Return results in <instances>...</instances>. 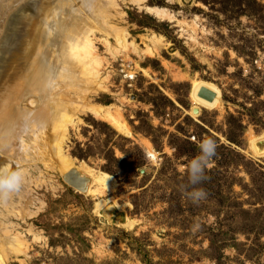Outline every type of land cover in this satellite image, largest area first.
I'll return each mask as SVG.
<instances>
[{
    "label": "rangeland",
    "instance_id": "rangeland-1",
    "mask_svg": "<svg viewBox=\"0 0 264 264\" xmlns=\"http://www.w3.org/2000/svg\"><path fill=\"white\" fill-rule=\"evenodd\" d=\"M24 1L0 0V40L12 29L4 18ZM220 1L95 0L112 27L107 39L95 34L97 78L72 72L48 97L66 109L63 152L115 188L96 195L71 187L54 169L49 127L23 148L35 119L16 118L0 167L21 170L23 180L0 194L2 264H264V0H234L246 15ZM117 34L129 48H117ZM201 89L213 100L199 98ZM22 100L15 107L23 113ZM91 108L118 112L129 134ZM203 137L215 141V155L190 186L184 166ZM192 187L205 197L190 200ZM8 237L18 243L2 245Z\"/></svg>",
    "mask_w": 264,
    "mask_h": 264
},
{
    "label": "bare ground",
    "instance_id": "bare-ground-1",
    "mask_svg": "<svg viewBox=\"0 0 264 264\" xmlns=\"http://www.w3.org/2000/svg\"><path fill=\"white\" fill-rule=\"evenodd\" d=\"M94 3L95 0H25L15 13V17L10 20L3 17L6 20L5 25L12 24V29L7 30L5 39L1 37L0 40V158L6 153L4 146L9 143V147L11 146L14 138L13 126H16L18 120L22 124L35 119L26 132L33 138L26 141L29 137H25L23 148H27L30 142L35 144L40 140L42 134L48 133L45 128L49 127V133L52 134L45 140L47 139V147L54 152L56 172L61 174L66 182L71 181L69 183H73V187H77V190L82 188L84 192L89 193L92 190L91 193L100 195L104 190H114V180L103 173L94 174L84 164L74 165V162L63 152V138L68 124L65 118L66 109L61 102L58 100L52 102L54 101L50 99L52 96L48 97L49 94L54 93V97L57 98L56 85L65 88L67 83L69 84L68 79L71 78L69 74H73L72 72H77V75L91 82L97 78L92 73V66L97 60L94 56L95 42H97L95 34L104 35L107 39L112 27L105 17L100 16L97 10H93ZM74 7L76 9H73ZM146 11L155 19L169 17L162 9L147 8ZM49 36L50 41H48ZM112 36L118 49L125 50L128 47L124 34ZM106 39L100 42L107 47L109 45ZM76 66L79 68L74 71ZM22 98L20 106H28L23 113L15 107ZM50 109H53L54 116L50 117ZM88 110L93 116L106 121L117 132L129 134L118 112L111 113L109 109L94 108ZM48 119H51L49 126ZM42 121L45 122L43 126ZM37 124L40 127L34 134ZM145 145L149 148L148 144ZM147 151L153 160V154L149 149ZM75 175L79 176L80 180L71 178L76 177ZM101 205L103 204L100 201L95 207ZM130 223L128 222L125 227L130 229L132 224ZM8 238L2 245L18 243L16 239ZM14 248L18 250L17 245ZM0 264H2L1 258Z\"/></svg>",
    "mask_w": 264,
    "mask_h": 264
},
{
    "label": "clouds",
    "instance_id": "clouds-1",
    "mask_svg": "<svg viewBox=\"0 0 264 264\" xmlns=\"http://www.w3.org/2000/svg\"><path fill=\"white\" fill-rule=\"evenodd\" d=\"M216 147L217 145L211 137H203L197 142L198 154L188 159L184 166L190 186L197 185L205 178V170L209 166L211 157L215 155ZM22 180L23 172L21 170L12 169L7 165L0 167V194H9L18 190ZM185 194L193 202L203 199L206 195L203 189L195 187Z\"/></svg>",
    "mask_w": 264,
    "mask_h": 264
},
{
    "label": "trees",
    "instance_id": "trees-1",
    "mask_svg": "<svg viewBox=\"0 0 264 264\" xmlns=\"http://www.w3.org/2000/svg\"><path fill=\"white\" fill-rule=\"evenodd\" d=\"M247 2H249V0H247ZM247 2H245V3H247ZM220 4H222L223 6H224V4H225V8H224V10L225 9H227V7L228 6H230V7H232L231 9H233V8H238L239 9V11H238V14L239 15H246V13H245V9H243V5H240V2L239 1H234V0H232V2H231V0H221L220 2H219ZM250 3V2H249ZM241 7H242V9H241ZM237 9V10H238ZM229 9H227V11H228ZM237 125V124H236ZM237 127V129H239L240 130V125H237L236 126ZM226 139L230 142V143H232V144H238L237 143V141H236V139H234L232 136H226Z\"/></svg>",
    "mask_w": 264,
    "mask_h": 264
},
{
    "label": "water",
    "instance_id": "water-1",
    "mask_svg": "<svg viewBox=\"0 0 264 264\" xmlns=\"http://www.w3.org/2000/svg\"><path fill=\"white\" fill-rule=\"evenodd\" d=\"M198 97L201 98V99H204L206 101H212L213 98H214V95L210 91H208L206 89H201L199 91V93H198ZM193 113H194V115H196L197 114V110H193ZM69 182H71V181H69ZM69 182H66V183H69ZM74 183H76V182H74ZM69 185L71 187H73V183H69Z\"/></svg>",
    "mask_w": 264,
    "mask_h": 264
}]
</instances>
